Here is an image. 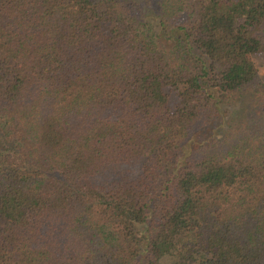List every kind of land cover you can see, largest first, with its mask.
<instances>
[{
	"label": "trees",
	"instance_id": "1",
	"mask_svg": "<svg viewBox=\"0 0 264 264\" xmlns=\"http://www.w3.org/2000/svg\"><path fill=\"white\" fill-rule=\"evenodd\" d=\"M262 58L264 0H0V264H264Z\"/></svg>",
	"mask_w": 264,
	"mask_h": 264
},
{
	"label": "rangeland",
	"instance_id": "2",
	"mask_svg": "<svg viewBox=\"0 0 264 264\" xmlns=\"http://www.w3.org/2000/svg\"><path fill=\"white\" fill-rule=\"evenodd\" d=\"M260 63L261 64H263L264 63V59L262 58V59H260ZM247 116H245L244 118H243V120H245V118H246Z\"/></svg>",
	"mask_w": 264,
	"mask_h": 264
}]
</instances>
